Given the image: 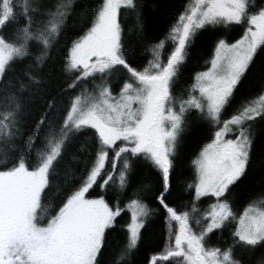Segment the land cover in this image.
<instances>
[{"label": "snow or ice", "instance_id": "1", "mask_svg": "<svg viewBox=\"0 0 264 264\" xmlns=\"http://www.w3.org/2000/svg\"><path fill=\"white\" fill-rule=\"evenodd\" d=\"M250 4L251 0H194V5L178 17L170 35L156 46L158 50L166 42L172 43L173 50L166 63L162 64L157 58L142 71H137L124 57L119 23L121 9L134 8V0H103L90 29L73 43L68 68L78 72V82L97 74L104 79L119 66L126 70L134 83L125 82L118 97L112 95L107 84L98 86L96 96L75 97L61 130L63 135L55 142L49 141L50 149L39 155L35 167L30 168L21 156L12 167L0 169V264H97L105 231L112 228L121 215L118 205L113 208L103 198H86V193L104 172L109 150H114L113 172L122 154L130 153L150 160L161 173L163 191L157 200L171 220L177 222L178 231L173 238L174 244L165 253L153 256L151 264L180 257L184 264H240L233 258L231 248L223 252L219 248L206 249L204 241L226 221L236 220L227 199L222 198L246 172L252 145L248 122L264 116V94H261L244 102L229 119L220 121L222 111L230 103L255 54L264 47V9L249 14ZM16 7L17 0H0V31L15 22ZM19 11L25 24L30 26L28 12L34 9L29 0L19 3ZM59 15L62 17L63 13ZM244 22L249 26L243 37L232 44L223 39L218 41L211 67L195 77L192 91L198 90L204 102L190 96L180 103L179 113L173 111L170 85L185 61L186 50L196 33L208 25ZM20 32L18 39L22 42L19 44L0 35V81L11 62L29 54L26 45L30 40L39 41L47 49L49 37L59 33V23L54 20L46 28V34L41 32L35 37L27 26ZM13 103L18 109L19 104ZM192 108L206 112L220 125L213 141L193 162L198 171V182L194 186L196 199L211 196L216 200L205 214L204 219L209 222L199 234L193 232L188 212L178 214L165 203L173 168L171 157L182 117ZM15 125V111L0 113V139L7 142L13 137L17 131ZM84 129H92L97 135L99 150L96 159L82 185L46 225L41 224V197L49 185L54 164L61 157L68 134ZM230 135L235 138H226ZM117 142H122V146H117ZM127 170L125 161L118 174L121 188L127 184ZM110 182H113V175L107 174L100 186L106 187ZM128 208L132 212L131 222L127 225V248L132 250L136 248L140 230L144 227L142 218H146L150 210L136 199L130 201ZM237 225L233 235L239 243L251 247L264 243V208L249 205Z\"/></svg>", "mask_w": 264, "mask_h": 264}, {"label": "trees", "instance_id": "2", "mask_svg": "<svg viewBox=\"0 0 264 264\" xmlns=\"http://www.w3.org/2000/svg\"><path fill=\"white\" fill-rule=\"evenodd\" d=\"M63 1L31 0V3L32 9L41 11L53 10L55 6H61ZM102 1L72 0L64 21L59 26L58 35L49 40L50 46L45 49L43 44L39 43L37 49H33L23 58H17L6 69L5 76L0 81V100L9 97L15 104H19V108L15 109L14 103L5 107L8 112H16L17 131L9 139V148L0 150V169L13 166L21 156L30 168L35 167L39 155L50 149L49 141L57 140L53 136L54 128L60 124L64 125L71 101L79 93L82 81L77 82L78 72L68 68L69 50L93 24ZM190 1L134 0V8L121 9V43L124 57L131 67L137 71L144 69L152 59L157 44L169 36L170 29ZM263 2L264 0H257L256 3H251L247 10L253 11ZM16 10L18 7L14 8V11ZM10 24L12 28H18L24 24V18L17 15L15 22ZM228 25L232 31L228 38L232 40L242 30L243 23ZM227 29L224 24L208 25L196 33L191 46L186 50V59L170 85V93L182 87H185V90L188 88L195 73L209 62L216 42L225 36ZM171 45V42L165 43L160 51L161 57L165 58L170 52ZM118 69L126 73V80L130 78L126 70L119 66ZM73 84L75 87H71ZM263 93L264 47L258 49L237 85L230 103L225 107V111L228 110L226 114ZM250 122L260 127L252 140L248 166L245 174L230 186L227 193L240 196L244 199V204L254 202V199L257 201V197L264 191V116ZM209 136L210 130L205 122L200 123L192 129L184 148L174 150L171 157L173 168L170 174V189L165 196V203L178 214L189 213V223L196 234L197 227L203 225L206 220L199 219L197 215L202 217L201 211L205 210L210 197L196 199V169L193 162ZM117 146H122V142H117ZM98 150L97 135L92 129L72 132L68 136L61 157L54 164V171L49 176V185L42 193L40 212L49 209L52 216L82 185ZM113 156L114 150H109V160L101 178L86 193L88 196H102L111 207L118 205L121 208V215L116 218L114 226L105 231L97 264H150L152 256L165 253L174 244L173 238L178 231L177 222L171 220L157 200L163 191L161 173L143 156L124 153L122 156L129 167L126 172L127 184L121 188L114 182L115 172L111 164ZM120 163L116 161L115 171ZM107 174L113 175V182L102 187V179ZM133 199L139 200L150 212L146 218H142L144 227L140 230L136 248L129 250L127 225L131 221L132 210L128 205ZM196 218L199 224H196ZM233 230V222L229 220L225 226L206 236L205 248H219L223 252L227 250V244L235 243L239 247V255L238 259L236 256L233 258L240 264H264V243L255 247L244 246L234 237ZM157 264H182V257L158 261Z\"/></svg>", "mask_w": 264, "mask_h": 264}, {"label": "rangeland", "instance_id": "3", "mask_svg": "<svg viewBox=\"0 0 264 264\" xmlns=\"http://www.w3.org/2000/svg\"><path fill=\"white\" fill-rule=\"evenodd\" d=\"M256 1L257 0H251V3H256ZM20 2H22V0H17L18 10H16V12H17L18 16L23 17L20 14V11H19V3ZM71 2H72V0H64L61 3V6L60 5L58 6L59 8L57 6H55L53 10H51V9L50 10L41 9V11L40 10H38V11L34 10V12H36V14L33 11H29L28 12V16L31 19V25L30 26L25 24V20H24V24L22 26L18 27V28H12L11 24H9L7 27H4L2 31H0V35H3L6 40H9L12 43L19 44V43L22 42L20 39H18V37L21 36L20 30L23 29L26 26L29 27V30L33 33L34 37H35V35H37V34H39L41 32H45L46 28L54 20L56 22H58L59 26H60L62 24V22L64 21V18H65L66 13H67L70 5H71ZM29 4H30V6L32 8L31 0H29ZM190 4H188L186 6V8L192 7L194 5V0H191ZM101 6H102V3L100 5V7ZM186 8L184 9L183 12H185ZM262 9H264V2L257 9H255L253 11L247 10V12L249 14H255L259 10H262ZM60 12L63 13L62 17L59 15ZM176 23H177V21H176ZM248 26L249 25L246 22H244L243 23V28L240 31V33L234 39L231 40V39L228 38V36L230 35V33L232 31H231V28H229V25L227 24L226 27L228 29L226 30L225 36H223V38H221V39L225 40L229 44L235 43L236 41H238L239 39H241L243 37V35L245 34V31H246ZM87 31L83 35H81L80 38L83 37L87 33ZM45 34H46V32H45ZM54 37H49V40L50 39H54ZM221 39H219L218 41H220ZM218 41L216 42V44H215V46L213 48L212 56H211L209 62L206 64L205 67H203L202 69H200L199 71H197L195 73V75L193 77V80L189 84L188 88L185 90V87H182L181 89L179 88L174 93H170L171 96L173 97V100H174V103L172 104L173 111L179 113V111H180V103L182 101L188 100L190 98V96H196V97L200 98L202 102H204L203 98L200 97V94H199L198 90L197 91H192V88H193V85L196 83L195 77L197 76V74L205 72V71H208L209 68L211 67L210 61L214 57L215 48H216V46L218 44ZM39 43L40 42L35 40V39L30 40L28 42V44L26 45V47L28 49V53H30L33 49H37L38 46H39ZM170 47H171V49H170V52H171L173 50V45H171ZM160 51H161V49H158V50L155 49L154 55L152 56V59L150 60V62H152V61H154L155 59L158 58L161 61L162 64L166 63L168 55L170 54V52L167 53L165 58H163L160 55ZM69 53H70V50H69ZM149 63L145 67H147L149 65ZM80 82H81V85H79V93L76 96L73 97V99L71 101V104H70V107H69V110H70V108L72 106V103H73V100H74L75 97H77V96H88L89 94H91L92 96H96L97 93H98V86H100L102 84H107V86L111 89L112 95L114 97H118L119 93L121 91V88H122V86H123V84L125 82L134 83V81L132 79H130V78L128 80H126V73L122 72V70L120 71L119 69L113 70V72L110 75L106 76L104 79H101L100 74H97L95 77H89L88 79L82 80ZM188 92H189V94H188ZM258 97L259 96H257L256 98H258ZM10 103H13V101L9 97L1 99L0 100V113H7L8 111L5 109V107L8 104H10ZM2 105H4V106L1 108ZM133 107H136V105H133ZM241 107H242V104L238 105L236 107L235 111L230 112L228 115L226 114L228 110L225 111V109H224L222 111V113H221L220 121H224V120L229 119L239 109H241ZM69 110L67 112V115L69 113ZM204 122L206 124V127L209 128V130H210V136H209V139L199 149V151H198V153H197V155L195 157V160H196L200 156V153L202 152L204 147L213 141L214 133L218 130V128L220 126V125L216 124L212 119H210L207 116L206 112H201L200 110H197V109H194V108L189 109L186 112H184L183 117H182L181 130H180V132H179V134L177 136L176 143H175V146H174V150H176V149L177 150H182L184 148V146L186 144V140H187L189 134L191 133L192 129L194 128V126H197L200 123H204ZM63 126H64L63 124H60V125H58L57 127L54 128L53 136L55 137V139L59 140L60 137L63 135V133L61 131L63 129ZM248 126H249L250 139L252 141L254 136L258 132L260 126L259 125H255L253 122H248ZM15 127H16V125H15ZM71 134H72V132H70L68 134V136L71 135ZM226 138H235V136L234 135H230V136H228ZM4 148L5 149L9 148V139L7 140V142H5L3 139H0V150H3ZM118 161L121 162V163H120L119 167L117 168V170L115 171V175H114L115 180H114V182L117 183V185L119 186L118 174L122 170L123 163L125 162L124 156H121V158ZM0 163H1V160H0ZM8 168H10V167H8ZM1 169H3V168H1ZM195 169H196V166H195ZM197 182H198V171L196 169V179H195L194 186L196 185ZM209 197L210 198L208 199V202L206 203L205 210L203 212L201 211V214L203 213L202 217H201V215H197L199 219H201V218L204 219L205 214L210 210V205H212V204H214L216 202L215 198H213L211 196H209ZM86 198L87 199H98V198H103V197L102 196H88L86 194ZM257 198H258L257 201H256V199H254V202L251 201V202H247L246 204H244V199L242 200V198L240 196H238L236 194H231L230 192H229V194L226 193L225 197L222 198V199H227L228 203L230 204V206L232 208L233 213L236 216V220H231L233 222V228H234L233 233L236 231V228L238 226L237 225V221H238L239 217L242 215V213L245 211V209L249 205H254L257 208H264V191ZM58 209L56 210V212L52 216H55L57 214ZM198 214H200V211H199ZM39 215H40V222H41V224H44V225H46L48 220H49V218L52 217L49 209H45V210L41 211L39 213ZM198 218H196V221H199ZM208 222H209L208 220H205L203 225H200V227H197L198 228V233L197 234H199L203 230V228L207 225ZM227 223H228V221L225 222L224 226ZM227 246H226L227 249H229V248L232 249L233 257L236 256V259H238V257H237L239 255V247H238V245L235 244V243H230V244H227ZM182 264H184L183 258H182Z\"/></svg>", "mask_w": 264, "mask_h": 264}, {"label": "water", "instance_id": "4", "mask_svg": "<svg viewBox=\"0 0 264 264\" xmlns=\"http://www.w3.org/2000/svg\"><path fill=\"white\" fill-rule=\"evenodd\" d=\"M152 257H153V256H152ZM152 257H151V258H152ZM150 264H151V260H150Z\"/></svg>", "mask_w": 264, "mask_h": 264}]
</instances>
